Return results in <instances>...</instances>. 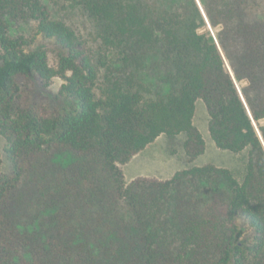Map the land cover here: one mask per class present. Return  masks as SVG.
I'll return each instance as SVG.
<instances>
[{
	"label": "trees",
	"instance_id": "1",
	"mask_svg": "<svg viewBox=\"0 0 264 264\" xmlns=\"http://www.w3.org/2000/svg\"><path fill=\"white\" fill-rule=\"evenodd\" d=\"M77 3L94 48L44 0H0V264H264L259 0ZM198 99L215 145L247 150L241 180L206 163L126 183L118 163L161 134L203 152Z\"/></svg>",
	"mask_w": 264,
	"mask_h": 264
},
{
	"label": "rangeland",
	"instance_id": "2",
	"mask_svg": "<svg viewBox=\"0 0 264 264\" xmlns=\"http://www.w3.org/2000/svg\"><path fill=\"white\" fill-rule=\"evenodd\" d=\"M50 11L56 16L64 18L67 22L75 26L85 38L88 39L92 48L96 46L94 41V28L88 18L82 14L77 0H44ZM260 9H264V0H259ZM19 31L26 35L33 34V26L27 25L19 28ZM35 43L43 46L48 53L50 64H55L54 44L39 36H35ZM62 80L54 77L51 80L48 90L35 92L33 97L42 103L49 104ZM193 124L201 133L204 140V150L193 161L187 160L183 143L185 135L183 133L175 135L173 138L161 134L153 142L148 144L143 150L134 155L125 163H118L122 170L126 183L138 176L154 177L166 179L180 169L192 166L212 163L230 169L235 176L241 180L247 150L241 152H231L221 149L215 145L208 132V114L202 100L198 99L195 104ZM5 140L0 136V173H7L11 163L4 151Z\"/></svg>",
	"mask_w": 264,
	"mask_h": 264
}]
</instances>
